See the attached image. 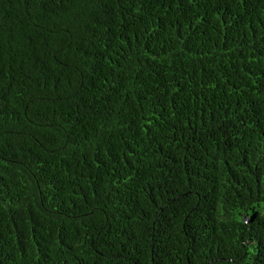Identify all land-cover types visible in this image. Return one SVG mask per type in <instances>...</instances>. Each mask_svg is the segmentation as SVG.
I'll use <instances>...</instances> for the list:
<instances>
[{
	"label": "trees",
	"instance_id": "trees-1",
	"mask_svg": "<svg viewBox=\"0 0 264 264\" xmlns=\"http://www.w3.org/2000/svg\"><path fill=\"white\" fill-rule=\"evenodd\" d=\"M0 264H264V0H0Z\"/></svg>",
	"mask_w": 264,
	"mask_h": 264
}]
</instances>
